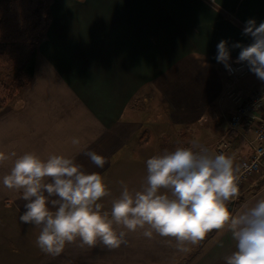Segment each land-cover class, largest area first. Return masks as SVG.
Segmentation results:
<instances>
[{"label":"crops","instance_id":"crops-1","mask_svg":"<svg viewBox=\"0 0 264 264\" xmlns=\"http://www.w3.org/2000/svg\"><path fill=\"white\" fill-rule=\"evenodd\" d=\"M47 1L51 24L35 78L0 115V150L75 156L104 178L110 195L98 201L103 210L120 195L121 181L142 190L152 156L194 141L213 152L234 111L224 97L217 45L227 41L229 61L237 60L241 49L233 45L253 42L243 29L249 19L264 22V0ZM263 88L255 74L238 86L247 96ZM254 126L246 121L230 137L235 164L251 156ZM87 150L106 157L103 169L83 155ZM11 164L0 167V179ZM242 191L236 212L264 197V172ZM19 195L0 183V264H226L236 250L227 230L180 251L175 240L155 234L149 240L138 229L117 249L77 239L59 255L46 254L35 243L39 229L20 222Z\"/></svg>","mask_w":264,"mask_h":264},{"label":"clouds","instance_id":"clouds-1","mask_svg":"<svg viewBox=\"0 0 264 264\" xmlns=\"http://www.w3.org/2000/svg\"><path fill=\"white\" fill-rule=\"evenodd\" d=\"M242 34L253 42L233 45L241 49L237 63L246 62L264 82V22L249 19ZM216 60L231 71L227 41L218 43ZM71 143L79 145L80 138L72 137ZM83 155L100 169L107 162L94 150ZM7 161L12 164L0 183L20 194L25 202L20 222L39 229L35 243L46 254L59 255L77 239L81 246L117 249L138 229L149 240L154 234L171 238L186 251V244H198L213 230H227L236 250L225 257L226 264H264V197L230 211L229 203L240 192V166L233 156L213 153L199 142L147 159L142 190L130 191L121 181L122 191L110 210L98 202L110 195L104 178L87 172L75 156L0 150V167Z\"/></svg>","mask_w":264,"mask_h":264},{"label":"trees","instance_id":"trees-1","mask_svg":"<svg viewBox=\"0 0 264 264\" xmlns=\"http://www.w3.org/2000/svg\"><path fill=\"white\" fill-rule=\"evenodd\" d=\"M50 24L51 13L47 0H0V66L8 62V46L27 45L29 50L21 67L5 70L4 78L0 77V113L33 82L39 47ZM212 235L213 231L202 244Z\"/></svg>","mask_w":264,"mask_h":264},{"label":"built area","instance_id":"built-area-1","mask_svg":"<svg viewBox=\"0 0 264 264\" xmlns=\"http://www.w3.org/2000/svg\"><path fill=\"white\" fill-rule=\"evenodd\" d=\"M231 71L224 65L227 81L225 82L224 97L233 105V113L228 121V130L213 146L214 153H228L232 150L231 135L241 130L244 122L254 126V138L249 140L251 156L246 160L239 161V187L242 193L243 187L264 169V88L247 96L238 89L239 84L251 76L246 62L237 63L229 61ZM242 186V187H241Z\"/></svg>","mask_w":264,"mask_h":264},{"label":"rangeland","instance_id":"rangeland-1","mask_svg":"<svg viewBox=\"0 0 264 264\" xmlns=\"http://www.w3.org/2000/svg\"><path fill=\"white\" fill-rule=\"evenodd\" d=\"M19 47H20V49H19ZM6 50L8 51V62H7V64L6 65H3L2 67L0 66V77L1 78H4V76H5V70L6 71H8L10 68H13V67H16V68H19V67H21L24 63H25V60H26V58H27V56H28V54H29V50H28V46L27 45H20V44H18V45H11V46H8L7 48H6ZM224 78H225V82L227 81V78L224 76ZM22 93H23V91L18 95V96H16L9 104H8V106L0 113V115L1 114H3L4 112H6V111H8L9 109H11L12 107H14L18 102H20V98H21V95H22ZM148 132L150 133V134H153V132L151 133L150 132V130H148ZM219 140V139H218ZM217 140V141H218ZM217 143V142H216ZM215 143V144H216ZM214 144V145H215ZM150 145H152V144H150ZM181 146H187V145H183V144H180V146L179 147H181ZM148 147H151V148H153V145L152 146H148ZM148 147H146V151H147V148ZM150 148V149H151ZM151 151V150H150ZM146 155H147V153H145ZM228 154H230V153H228ZM262 172H264V169H262L261 171H260V173H262ZM259 173V174H260ZM259 174H257V175H259ZM255 177V176H254ZM246 186V185H245ZM244 186V187H245ZM242 187V186H241ZM244 187H243V189H244ZM242 189V190H243ZM243 192V191H242ZM240 195H241V193L239 194V196L237 197V198H235L232 202H234V204H236L237 202H239L240 201Z\"/></svg>","mask_w":264,"mask_h":264},{"label":"water","instance_id":"water-1","mask_svg":"<svg viewBox=\"0 0 264 264\" xmlns=\"http://www.w3.org/2000/svg\"><path fill=\"white\" fill-rule=\"evenodd\" d=\"M234 202H232L230 205H229V208H230V211H232L233 210V208H234Z\"/></svg>","mask_w":264,"mask_h":264}]
</instances>
